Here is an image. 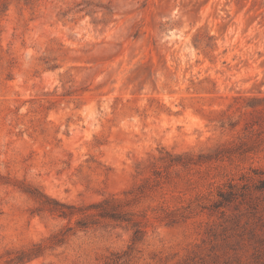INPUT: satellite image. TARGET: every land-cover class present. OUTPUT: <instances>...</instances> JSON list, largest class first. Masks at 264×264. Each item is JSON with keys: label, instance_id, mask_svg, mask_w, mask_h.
<instances>
[{"label": "rangeland", "instance_id": "374dc122", "mask_svg": "<svg viewBox=\"0 0 264 264\" xmlns=\"http://www.w3.org/2000/svg\"><path fill=\"white\" fill-rule=\"evenodd\" d=\"M9 1L0 16V255L67 221L33 214L19 186L95 201L131 187L163 149L238 142L264 118V105L245 107L264 96V0ZM225 113L233 129L218 125ZM250 166L264 169V143L192 171L183 189L197 188L184 197ZM252 197L224 214L156 222L126 264H264V190ZM131 235L80 230L26 264H105Z\"/></svg>", "mask_w": 264, "mask_h": 264}, {"label": "trees", "instance_id": "16d2710c", "mask_svg": "<svg viewBox=\"0 0 264 264\" xmlns=\"http://www.w3.org/2000/svg\"><path fill=\"white\" fill-rule=\"evenodd\" d=\"M9 4V0H0V16L7 11ZM259 105H264V96L252 97L245 107L255 108ZM217 123L223 129H233L238 121L225 113ZM247 124V129L252 127L251 135L241 137L238 142L226 141L214 148L197 152L161 150L159 155L150 159L148 170L143 168L138 172L141 178L131 187L121 192L109 193L95 201L68 202L53 197L32 184L19 186L35 201L33 214H47L67 221L39 241L7 249L4 255H0V263L26 264L67 244L80 230L113 226L131 230V243L123 252H112L105 264H126L137 243L144 239L149 227L156 222L177 225L205 210L224 214L232 204L251 203L253 193L264 190L262 167L250 166L238 180L228 178L220 183L208 181L209 190L206 193L199 191L185 198L184 195L195 191L197 186L183 189L184 184H193L192 171L200 170L207 164H232L235 158L245 159L261 149L264 143V118ZM256 125L258 136L253 138ZM142 164L143 161H140L138 168Z\"/></svg>", "mask_w": 264, "mask_h": 264}]
</instances>
